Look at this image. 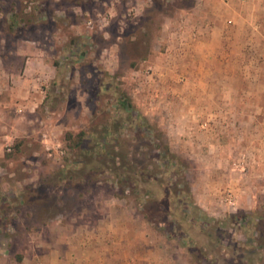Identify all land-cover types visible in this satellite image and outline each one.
<instances>
[{
	"label": "rangeland",
	"instance_id": "374dc122",
	"mask_svg": "<svg viewBox=\"0 0 264 264\" xmlns=\"http://www.w3.org/2000/svg\"><path fill=\"white\" fill-rule=\"evenodd\" d=\"M244 1L202 0L193 20L196 0H0V264H51L54 225L110 203L147 219L180 262L264 264V181L244 176L261 152L232 146L233 122H264V80L230 75L264 35V0ZM212 6L223 29L209 39ZM81 132L89 153L68 138ZM114 154L155 192L121 185Z\"/></svg>",
	"mask_w": 264,
	"mask_h": 264
},
{
	"label": "crops",
	"instance_id": "0c3cea01",
	"mask_svg": "<svg viewBox=\"0 0 264 264\" xmlns=\"http://www.w3.org/2000/svg\"><path fill=\"white\" fill-rule=\"evenodd\" d=\"M249 1L244 2L249 6ZM202 4V0L199 3L196 0L195 4L193 2L189 5V8L192 6L193 8L190 12L186 11L187 17L192 18L193 14L199 12ZM250 11L253 14L251 8ZM237 12L238 10L235 9V13ZM205 13L206 18L204 19L205 21H202V25H204L202 29L206 32L207 37L211 39L213 37L212 32L216 29H223V24L218 22L220 14L214 6L209 8ZM192 19L196 20L197 18ZM211 25L213 26L211 27ZM258 29L264 30V26L261 25ZM247 42L251 44L249 51H246L247 69L238 70L236 67L234 75L230 73L231 78L237 80L243 78L264 80V35L262 39L256 40L252 37ZM241 50L243 49L236 48V52L240 53L242 52ZM237 61L236 57V59L231 60V63L235 64L236 62L238 64ZM256 62L263 64L262 70L254 69ZM20 81V89L17 93L28 97L27 89L29 84L27 78L24 77ZM235 83V86H238V82ZM260 84L264 87V81ZM3 106H6V104L3 103ZM1 111L0 117L3 118V110ZM239 123L243 125L247 124L246 130L252 129L253 135L249 137L242 130L240 131L239 128L243 126H238ZM233 124L236 126V139H234L235 142H232L234 149L239 151L248 146L261 152L256 153L260 164L258 170L253 173L254 175H251V171H249L244 176L248 180L252 176H256V179L264 181V122H233ZM240 181L242 180L236 179V181L232 180L231 183V190L236 194L246 192L243 186L239 185ZM220 193L219 196L222 200ZM253 202L252 197H250L249 201L242 199L239 206L242 209L252 207L254 205ZM119 204L117 202V205ZM114 205L116 204H108V210L103 209L101 216L89 217L78 225H75V223L72 226H67L64 223H56L54 225L56 231L54 247L48 250V255H45L46 260L51 264H191L185 259L181 262L176 260L179 257L175 255L174 242L156 235L150 227L148 220L142 215L137 214L135 211L132 212L126 207H119L117 209Z\"/></svg>",
	"mask_w": 264,
	"mask_h": 264
},
{
	"label": "trees",
	"instance_id": "16d2710c",
	"mask_svg": "<svg viewBox=\"0 0 264 264\" xmlns=\"http://www.w3.org/2000/svg\"><path fill=\"white\" fill-rule=\"evenodd\" d=\"M185 6L186 5H181V6H179L180 8H185ZM187 7V6H186ZM118 103H119V105H120V107H119V109H120V111H122L123 113H127V115L128 116H130L131 114H132V110H133V105H132V103H131V101H130V99H128V98H124V100H118ZM131 112V113H130ZM136 118L139 120V119H144V117H141V116H139V115H136ZM144 127H146V126H144ZM159 135H161V134H159ZM159 137H161V136H159ZM68 138L69 139H73V145H72V147L73 148H77V149H80V151H84V152H88V151H90V148H88V147H84L83 145H82V143H81V141H82V138H83V132H81L80 134H78V135H76L75 137H72V135L70 134V135H68ZM162 145L161 144H159L157 147H161ZM104 148V150H105V147H103ZM92 150V149H91ZM163 150H164V152H165V154L163 155H159V157H161L160 158V160H162L163 158H165V155L167 156V153H168V146L166 145V144H164V148H163ZM89 153V152H88ZM168 157V156H167ZM85 158H86V156H85ZM170 158V157H169ZM167 161H168V159H167ZM116 162H118V160L116 161V155L114 154L113 156H112V162H110L111 163V165H112V170L117 174V175H119V178H120V176H121V178H120V183H121V185H128V187H131V189H133V190H137V187L136 186H134V185H132L133 183H135V184H137V185H139L142 189H143V191L144 192H149V193H154L155 192V189L153 188L154 186H152L151 184V182H149L148 180H147V177H145L144 175L139 179L138 178V172H132L134 169H132L131 168V170H130V167H129V165L127 166L126 164H128V163H126V164H123V165H121V166H116ZM78 164L77 165H80V162H77ZM128 169V170H127ZM144 169H145V167H144Z\"/></svg>",
	"mask_w": 264,
	"mask_h": 264
}]
</instances>
